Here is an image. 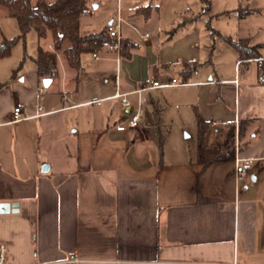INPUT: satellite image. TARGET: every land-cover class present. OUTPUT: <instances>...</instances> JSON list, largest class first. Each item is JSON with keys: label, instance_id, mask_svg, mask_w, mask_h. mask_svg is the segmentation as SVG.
<instances>
[{"label": "crops", "instance_id": "crops-1", "mask_svg": "<svg viewBox=\"0 0 264 264\" xmlns=\"http://www.w3.org/2000/svg\"><path fill=\"white\" fill-rule=\"evenodd\" d=\"M237 1L233 10H248L237 14L233 37L209 21L206 32L191 23L211 16L210 0L207 9L184 0L194 14L177 24L162 20L154 0H92L89 12L107 14L95 30L124 18L119 30L134 43L131 54L121 55L116 40L73 68L50 46L56 73L48 86L36 63L34 73L23 62L13 73L18 54L0 58V205L11 204L0 208V245L11 264H61L72 254L79 264H264V0ZM11 18L0 9V40L18 31ZM133 26L149 38L142 42ZM221 36L258 46L259 57H240ZM216 38L235 50L224 49L225 61ZM186 62L198 65L183 82ZM139 104L171 124L161 163L150 118L117 128ZM16 105L22 117L14 120ZM197 114L208 147L233 128V159L197 161ZM236 132L238 156L254 158L242 176L234 171Z\"/></svg>", "mask_w": 264, "mask_h": 264}, {"label": "trees", "instance_id": "trees-1", "mask_svg": "<svg viewBox=\"0 0 264 264\" xmlns=\"http://www.w3.org/2000/svg\"><path fill=\"white\" fill-rule=\"evenodd\" d=\"M92 0H0V5L7 9L10 16L17 21L18 32L13 36H3L0 40V58L8 55L12 47L19 41H23L27 32L35 30L38 37V47L35 56L36 70L41 78L51 77L56 73L54 61L49 57V50L41 45V41L50 36L53 50L61 53L67 64L73 68H80L81 55L85 52L95 53L103 49L106 45H116V38L111 36L107 30V25L99 30L81 31V17L91 9ZM205 8H209V0H201ZM146 8V7H145ZM248 9L241 7L234 10L239 16H243ZM148 14L146 10H139ZM232 11H224V14ZM148 16V15H147ZM194 18V17H191ZM187 20V19H184ZM231 44L239 53L240 57H259L258 46L248 45L245 39L235 40L230 36H221ZM134 43L127 38L119 41V52L121 55L131 54L130 47ZM24 58L18 66L13 69L16 72ZM197 62H186L184 64L183 82L188 74L196 69ZM258 82L264 83V62H259ZM143 114L150 118L151 125L156 127L157 148L159 161L162 162L164 155V145L168 135L169 126L161 120L159 109H143ZM198 126L197 136V161L207 166L215 161L229 160L234 158L233 149V128L229 130L226 139L221 144L208 147L204 142V133L207 122L196 115ZM239 135L243 132V120L239 121Z\"/></svg>", "mask_w": 264, "mask_h": 264}, {"label": "rangeland", "instance_id": "rangeland-1", "mask_svg": "<svg viewBox=\"0 0 264 264\" xmlns=\"http://www.w3.org/2000/svg\"><path fill=\"white\" fill-rule=\"evenodd\" d=\"M140 2L148 1V0H139ZM32 3L35 2V0H31ZM157 5H159V9L162 10L161 17L162 20L167 19L168 21H171L175 24L183 21L188 16L194 14L190 10H184V0H154ZM211 2V12L210 15H207L205 13L200 14L194 18V20L191 21L192 24H194L198 28L205 29L206 32V22L209 21L213 28H219L221 30H225L226 33H229L233 37H238L240 32V27L238 24L239 17L237 13L234 12L233 8L234 6H237L238 2L237 0H210ZM185 6V5H184ZM195 5L192 7L194 8ZM223 6H228L229 10L231 9V13L229 15H221L217 14ZM0 9L5 10L3 6L0 5ZM159 10V11H160ZM197 13V12H196ZM195 13V14H196ZM107 14H105L101 9H96L93 12H88L81 17V25L80 29L81 31H90L95 30L99 26H102L107 20L106 18ZM12 21H15L13 18H11ZM208 31V30H207ZM18 32V31H17ZM16 32V33H17ZM206 41L211 42V39L208 37L205 39ZM215 42L223 49L222 51V59L225 61V58H229L228 54L224 52V49H228L234 53V49L229 46L225 42H221L216 38ZM117 43V42H116ZM43 47L45 49L50 48L52 46V40L50 36H47L43 39ZM37 47H38V37L35 30L31 29L27 32L25 39L22 41H19L16 43L11 52L12 55L15 53L18 54L19 60H21L24 57L22 69L25 71V73H34L35 68V56L37 53ZM33 57V58H32ZM61 57L62 54H61ZM82 62H88L92 64V60L89 59V52H85L81 55ZM84 59L86 61H84ZM18 60V59H17ZM17 62V61H16ZM61 69V67L59 68ZM193 125V122H192ZM190 126V123H188V127ZM171 124L169 126V130L171 129ZM191 128V127H190ZM188 132V129L186 130ZM187 143L189 145H192V139L188 137L186 139Z\"/></svg>", "mask_w": 264, "mask_h": 264}, {"label": "built area", "instance_id": "built-area-1", "mask_svg": "<svg viewBox=\"0 0 264 264\" xmlns=\"http://www.w3.org/2000/svg\"><path fill=\"white\" fill-rule=\"evenodd\" d=\"M124 21V18L120 15V13L117 14L116 19L114 21H112L111 23L107 24V30L109 31L111 36H114L117 40V42L120 41L121 39V33L119 30L120 27V23ZM134 27V26H133ZM134 29L136 30L140 40L143 42L145 40H147L150 36V33L148 31H141L138 30L134 27ZM94 56L95 53L93 54ZM235 81H237V79H235ZM176 78L172 79V83H176ZM156 84V83H153ZM142 87H148L147 83H143ZM40 92L42 91V89L39 90ZM119 96H121V104L124 108H131V102L129 101V99L126 98V96L124 94H120ZM143 114V107L141 104H139L137 106V108L130 113L129 119L118 125L117 128L118 129H125V128H130V127H136L142 117ZM22 117V110H21V106L16 105L13 109V119H19ZM221 124V125H228L229 122L228 121H212V124ZM234 125L235 128L237 129L238 126V120L234 121ZM238 135L237 132L235 134V138H234V148H235V167H234V171H235V175L237 176H242L248 173L249 169L251 168L254 158L252 157H239L237 154L238 151ZM82 262V259H80L79 257H77L76 254H72L70 255V257L63 261V263L61 264H66V263H72V264H79ZM0 264H11L7 258V254H6V246L5 244H1L0 245ZM236 264V263H234Z\"/></svg>", "mask_w": 264, "mask_h": 264}, {"label": "water", "instance_id": "water-1", "mask_svg": "<svg viewBox=\"0 0 264 264\" xmlns=\"http://www.w3.org/2000/svg\"><path fill=\"white\" fill-rule=\"evenodd\" d=\"M92 6L95 7L96 6V3H93ZM50 82H51V77H45V78H43V84L45 86H48ZM48 168H49V165L46 162H43L41 164V170L42 171H47ZM12 205L15 206L14 204H12ZM10 206H11L10 203H1L0 208H1L2 211H7L10 208Z\"/></svg>", "mask_w": 264, "mask_h": 264}]
</instances>
